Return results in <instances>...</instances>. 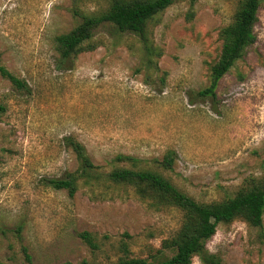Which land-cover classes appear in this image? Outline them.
I'll return each instance as SVG.
<instances>
[{
    "label": "rangeland",
    "instance_id": "1",
    "mask_svg": "<svg viewBox=\"0 0 264 264\" xmlns=\"http://www.w3.org/2000/svg\"><path fill=\"white\" fill-rule=\"evenodd\" d=\"M110 1L0 0V60L26 84L0 75V264H151L173 254L162 244L181 225L177 207L106 179L79 181L72 196L45 183L77 168L67 136L104 173L151 169L201 202L264 179V0L255 42L205 96L219 30L241 0H176L147 22L144 37L161 53L152 62L141 36L108 26L95 50L62 62L55 38ZM118 154L138 161L113 163ZM262 219L219 223L207 250L222 264H264ZM192 264L203 263L196 255Z\"/></svg>",
    "mask_w": 264,
    "mask_h": 264
},
{
    "label": "trees",
    "instance_id": "2",
    "mask_svg": "<svg viewBox=\"0 0 264 264\" xmlns=\"http://www.w3.org/2000/svg\"><path fill=\"white\" fill-rule=\"evenodd\" d=\"M176 0H111L107 9L81 16L80 22L69 32L58 35L55 40L60 60L65 62L82 52L95 50L100 44L94 36L98 28L108 26L117 33H132L141 36L142 50L148 62L152 56L160 57L161 53L153 47L145 33L147 22L156 14L166 9ZM262 0H241L232 21L221 27L220 52L210 67L209 85L199 91L200 95H214L215 88L221 79L243 57L246 49L252 45L256 36L254 26L258 21V10ZM193 13L189 12V18ZM156 65V62H153ZM0 75L18 88H24L25 82L10 72L0 60ZM1 109V107H0ZM64 143L74 153L77 168L61 177L49 178L45 183L54 189H64L69 196L78 189V182L94 185L106 179L113 183L134 185L141 196L150 195L159 204L173 205L182 211V221L179 229L170 239L164 240L162 247L173 250L170 257H166L151 264H192L194 256H199L203 264H222L221 258L206 248V242L215 233L219 223H230L236 218L248 224L261 227L264 211V179L253 183L246 189L239 190L234 196L220 201L201 202L178 189L167 178L151 169H134L121 164L104 173L91 160L86 147L71 136L64 138ZM114 161V162H113ZM113 163L124 161H138L129 155L118 154ZM173 157L169 154L161 161L163 168H171ZM79 236L92 249L97 244L87 232ZM264 242V233H262ZM28 260L30 257L26 256ZM109 264H140L139 260L122 256Z\"/></svg>",
    "mask_w": 264,
    "mask_h": 264
}]
</instances>
